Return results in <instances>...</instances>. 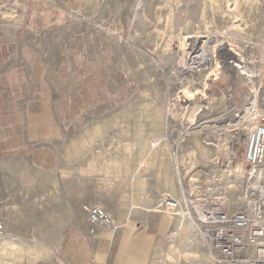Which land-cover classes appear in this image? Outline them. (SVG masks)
<instances>
[{
  "label": "crops",
  "instance_id": "0c3cea01",
  "mask_svg": "<svg viewBox=\"0 0 264 264\" xmlns=\"http://www.w3.org/2000/svg\"><path fill=\"white\" fill-rule=\"evenodd\" d=\"M18 1L0 17V264H215L195 215L153 211L181 201L179 133L110 86L102 37L73 34L62 6ZM96 206L118 233L90 223Z\"/></svg>",
  "mask_w": 264,
  "mask_h": 264
},
{
  "label": "rangeland",
  "instance_id": "374dc122",
  "mask_svg": "<svg viewBox=\"0 0 264 264\" xmlns=\"http://www.w3.org/2000/svg\"><path fill=\"white\" fill-rule=\"evenodd\" d=\"M44 1L77 21L73 34L102 37L108 82L124 100L136 107L150 101L151 116L179 133L181 201H159H177L178 215L193 214L198 223L191 201L244 206L247 136L264 116V0ZM18 2L0 0V17H14ZM204 48L213 59L199 66ZM217 75L223 80L213 83ZM195 93L197 106L185 100ZM136 122L142 130L141 115Z\"/></svg>",
  "mask_w": 264,
  "mask_h": 264
},
{
  "label": "built area",
  "instance_id": "2783aa9c",
  "mask_svg": "<svg viewBox=\"0 0 264 264\" xmlns=\"http://www.w3.org/2000/svg\"><path fill=\"white\" fill-rule=\"evenodd\" d=\"M245 158L249 171L244 206L232 209L216 199L188 204L197 214L211 250L220 255L218 264H264V116L248 133ZM178 208L177 201L165 198L154 212L178 215ZM89 215L94 226L108 227L114 233L119 230L104 208L93 207ZM5 232L0 218V238Z\"/></svg>",
  "mask_w": 264,
  "mask_h": 264
},
{
  "label": "bare ground",
  "instance_id": "6f19581e",
  "mask_svg": "<svg viewBox=\"0 0 264 264\" xmlns=\"http://www.w3.org/2000/svg\"><path fill=\"white\" fill-rule=\"evenodd\" d=\"M230 51H232V49H228L227 50V52H230ZM213 58H212V53H211V50H209V49H203V53L199 56V58L197 59V61H196V64H200L199 66H205V64H207L208 62H210L211 60H212ZM242 60V59H241ZM240 60V61H241ZM242 62V61H241ZM244 62V61H243ZM239 63V62H238ZM244 69V68H243ZM240 70V69H239ZM244 71V70H243ZM244 73V72H243ZM246 73V72H245ZM223 77V76H222ZM224 78V77H223ZM222 80L223 79H221V81H220V78H219V76L217 75L216 77H214L213 78V83H215V82H218V81H220V82H222ZM211 85V84H210ZM199 94V93H198ZM197 94V95H198ZM205 96V95H204ZM195 97H196V93L195 94H189V95H187L186 96V98H185V100L187 101V102H190L191 104H194V105H200V102L198 101V100H196L195 99ZM206 97V96H205ZM211 105L212 106H216L215 105V103H214V101L211 103ZM214 109V108H213Z\"/></svg>",
  "mask_w": 264,
  "mask_h": 264
}]
</instances>
